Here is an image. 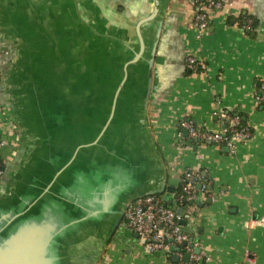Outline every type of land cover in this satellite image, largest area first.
<instances>
[{
	"label": "crops",
	"instance_id": "0c3cea01",
	"mask_svg": "<svg viewBox=\"0 0 264 264\" xmlns=\"http://www.w3.org/2000/svg\"><path fill=\"white\" fill-rule=\"evenodd\" d=\"M220 1L198 36L193 0H0V213L88 214L51 243L63 264H264V0ZM217 109L252 131L233 152L179 135L185 118L220 129ZM188 170L209 182L181 207L202 257L174 262L121 211Z\"/></svg>",
	"mask_w": 264,
	"mask_h": 264
},
{
	"label": "built area",
	"instance_id": "2783aa9c",
	"mask_svg": "<svg viewBox=\"0 0 264 264\" xmlns=\"http://www.w3.org/2000/svg\"><path fill=\"white\" fill-rule=\"evenodd\" d=\"M195 12L192 25L197 30L198 36L206 32L209 26L208 13L222 8L220 0H193ZM250 28V22L243 25ZM185 68L189 71H197L201 62L195 57L188 55L184 59ZM264 99V82L259 85L254 93L255 103ZM214 114L218 117L220 129L209 130L199 127L193 119L185 118L179 122V135L182 132L188 139L200 143L224 144L230 152H233L237 143L246 142L252 131L247 123L242 121L238 111L217 109ZM4 142L0 137V150ZM4 175L2 162L0 161V179ZM208 180L200 173L191 170L184 171L179 184L172 194V200L177 207H182L195 201L198 196L208 194ZM125 227L137 235V240L147 253L174 254L182 259L188 254L190 262L198 261L202 254L195 252L197 241L184 229L180 223L181 214L168 207L163 197L158 193L145 194L127 201L123 212ZM143 241V243H141ZM170 245L176 248L169 251ZM245 259L252 260L250 251H245Z\"/></svg>",
	"mask_w": 264,
	"mask_h": 264
},
{
	"label": "water",
	"instance_id": "95a60500",
	"mask_svg": "<svg viewBox=\"0 0 264 264\" xmlns=\"http://www.w3.org/2000/svg\"><path fill=\"white\" fill-rule=\"evenodd\" d=\"M138 37L139 41H142L140 36ZM141 46L139 52H141ZM139 52L135 55L133 60L138 59L140 56ZM119 87L120 85L115 91L113 100L117 97ZM113 108L114 105H112V110ZM112 113L111 111L110 114L112 115ZM176 182V179L169 181V185L166 187V191L169 192V194L163 195V199L168 207L174 209L176 213L182 214V208L177 207L171 197ZM163 188L164 186L161 187V189H153L146 194L160 193ZM126 203L127 202L123 204L122 214ZM14 208L20 207L16 206ZM1 209L2 206H0V211ZM25 210L27 209H24V211ZM22 213L23 212H10V210L9 212L2 211L0 213V264H63L62 260L56 256L57 251L52 249L51 243H53L56 238H62L63 240L69 239V235L73 236V234L68 232L69 228L73 231L78 227L81 229L85 227L87 221L90 219L87 214L81 218L73 219L68 222H60L47 217H30L29 220L24 221L22 220ZM96 213L97 212L92 211L91 215L93 216ZM116 223L117 221L115 220L114 225ZM180 223L183 224L184 221H180ZM134 236L137 238L135 233ZM141 243H143V241H141ZM175 249L174 245H170L169 251H174ZM194 251L199 252V247H196ZM153 254L155 255L157 252H153ZM188 258L189 256L187 253L182 257L185 262H188ZM171 260L177 262L179 257L171 255Z\"/></svg>",
	"mask_w": 264,
	"mask_h": 264
}]
</instances>
